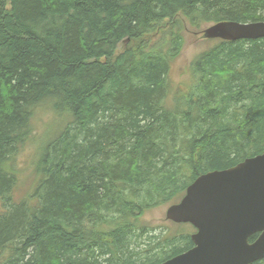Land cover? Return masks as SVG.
I'll return each mask as SVG.
<instances>
[{
	"label": "trees",
	"instance_id": "16d2710c",
	"mask_svg": "<svg viewBox=\"0 0 264 264\" xmlns=\"http://www.w3.org/2000/svg\"><path fill=\"white\" fill-rule=\"evenodd\" d=\"M263 19L264 0H0V264H155L191 248L188 230L139 219L264 150V38L217 39L188 82L172 67L204 25ZM39 109L58 122L24 176Z\"/></svg>",
	"mask_w": 264,
	"mask_h": 264
},
{
	"label": "water",
	"instance_id": "95a60500",
	"mask_svg": "<svg viewBox=\"0 0 264 264\" xmlns=\"http://www.w3.org/2000/svg\"><path fill=\"white\" fill-rule=\"evenodd\" d=\"M203 39L264 38V19L223 20L201 30ZM165 218L190 224L193 246L155 264H250L264 259V150L234 166L197 176ZM256 237L249 242V239Z\"/></svg>",
	"mask_w": 264,
	"mask_h": 264
},
{
	"label": "rangeland",
	"instance_id": "374dc122",
	"mask_svg": "<svg viewBox=\"0 0 264 264\" xmlns=\"http://www.w3.org/2000/svg\"><path fill=\"white\" fill-rule=\"evenodd\" d=\"M207 26L208 24L204 25V28ZM215 42H217V39H203L200 37V35L188 34L186 36V43L172 67L171 77L173 81L175 83L180 81L188 82L189 76L185 71L189 62L198 53L210 47ZM119 49H121L120 45ZM37 111L38 112L35 116L36 119L33 121V125L35 128L33 137L18 156V163L25 171L24 176H27L28 172H30L32 162L33 160H35L36 157L37 149L43 141L44 137L49 131L54 128V126H56L58 122V120H56L57 118H55L53 114L50 113L48 110L43 109L42 112V110L39 109ZM23 184V186L20 188L22 192L23 189L28 186V184L26 185V183ZM21 191L19 190V193ZM183 194L184 192H182L180 196L177 197L173 202L158 205L144 212V214L140 217L139 221L141 222V224L154 229V232H156V234L164 233L166 231L170 233H175L177 230L183 229L188 230L189 233L194 232V229L190 228V226L188 225L182 226V223L177 224L165 218L166 208L170 204L178 202L183 196Z\"/></svg>",
	"mask_w": 264,
	"mask_h": 264
},
{
	"label": "flooded vegetation",
	"instance_id": "af4514ba",
	"mask_svg": "<svg viewBox=\"0 0 264 264\" xmlns=\"http://www.w3.org/2000/svg\"><path fill=\"white\" fill-rule=\"evenodd\" d=\"M193 229H194V228H193ZM194 230H195V229H194ZM255 237H256V235H253V237H251V238L249 239V242L252 241Z\"/></svg>",
	"mask_w": 264,
	"mask_h": 264
}]
</instances>
